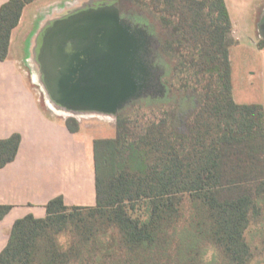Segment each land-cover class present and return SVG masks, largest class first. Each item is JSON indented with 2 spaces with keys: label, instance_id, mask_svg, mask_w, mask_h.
I'll return each mask as SVG.
<instances>
[{
  "label": "trees",
  "instance_id": "16d2710c",
  "mask_svg": "<svg viewBox=\"0 0 264 264\" xmlns=\"http://www.w3.org/2000/svg\"><path fill=\"white\" fill-rule=\"evenodd\" d=\"M34 1L1 5L0 61ZM120 3L149 10L172 29L174 73L197 105L180 128L165 116L130 133L118 119L116 136L94 140L96 204L69 206L58 195L44 217L18 218L0 264H201L208 245L220 264H252L247 231L264 216V106L234 98L235 41L226 1ZM67 126L79 130L74 119ZM20 143V133L0 137V169L16 158ZM11 208L0 204V220ZM61 233L66 246L57 243Z\"/></svg>",
  "mask_w": 264,
  "mask_h": 264
},
{
  "label": "crops",
  "instance_id": "0c3cea01",
  "mask_svg": "<svg viewBox=\"0 0 264 264\" xmlns=\"http://www.w3.org/2000/svg\"><path fill=\"white\" fill-rule=\"evenodd\" d=\"M6 1L0 0V7ZM70 1L75 3V0H35L26 5L19 24L12 30L8 57L4 61H0L1 68L9 73L5 78H0L2 86H4L3 82L7 83L5 89L0 88V137L8 138L14 133L21 135V143L16 158L0 169V204L12 205L11 210L0 220V252L7 245L13 223L18 218L28 214L44 217L46 215L45 205L52 198L58 195L63 196L61 192L56 194L52 192L51 196L48 191L49 179L44 180L43 168L55 166L54 159L50 155L46 156L44 151L42 143L44 137L53 136L57 139V144H60L58 147L68 145L67 148L71 150L77 149V144L66 141L63 137L64 134L79 135L86 141L85 146L82 145L81 148L84 149L85 147L88 156L84 164L81 165L80 176H74L71 164H65L66 171L68 168L70 169L67 173L71 174L72 176H70L75 181L82 178L84 181L82 190H84L83 194H86L87 186L91 188V191L95 187L96 192L94 140L98 137L111 138L117 133V120L113 114H78L76 116L79 121V130L70 131L66 125L68 113L53 108L49 104L47 96L44 95L43 97L40 91L37 99L34 90L28 85L27 76L22 72L23 65L27 64L29 57L34 54V48L44 27L40 26L42 30L35 37H31V33L36 29L41 19L45 18L48 9ZM225 1L232 19L235 37L242 41L245 37L244 31L256 29L257 38L254 35L253 42L262 54L261 73L256 79L259 85H255L252 79L244 85L251 95H257V99L238 101L237 92L239 89L233 79L234 98L239 103H260L264 106V48L258 46L257 31L264 23V9L259 14L258 19L250 26L251 28L247 29L240 23L239 18L232 14L228 0ZM112 3L117 2L113 0ZM41 100L43 101L42 105L40 104ZM55 147H48L49 152L57 151L58 148ZM31 151H36V156L31 162H24V154H30ZM75 188L72 186L71 189L75 190ZM64 202L66 205L75 206L66 202V198H64ZM95 204L96 199L91 205L81 204L77 206H93Z\"/></svg>",
  "mask_w": 264,
  "mask_h": 264
},
{
  "label": "rangeland",
  "instance_id": "374dc122",
  "mask_svg": "<svg viewBox=\"0 0 264 264\" xmlns=\"http://www.w3.org/2000/svg\"><path fill=\"white\" fill-rule=\"evenodd\" d=\"M109 0L108 2H112ZM118 0L117 2H119ZM230 3V9L234 16L239 18L240 23L248 28L258 19L259 14L264 9V0H228ZM122 7V5H121ZM126 18L133 25L145 23L147 28L152 33L150 42H153L151 51L148 52L151 65L155 68L159 67L158 70L149 69L146 64L145 67L149 71L147 76L148 83L145 87L141 88L140 94H134L132 91L125 99L121 102H129L125 108L120 111L119 123L123 125L130 133H133L137 128L143 127L148 120H156L165 116L175 118V125L183 127L180 119L189 114L197 105V101L193 93L182 90L179 87V83L174 73V68L177 64V55L171 51L167 40H173L171 36L172 29L165 27L163 22L157 18V16L149 10H140L133 7L131 4L124 3L122 7ZM245 32L244 40H238L234 33L233 39L234 45L231 47V61L233 67V79L238 85L237 100L238 101H252L257 99V95H251L248 89L245 88V84L248 80L252 79L255 85H259L257 77L261 73V58L262 54L254 44V35L257 38L256 29H250ZM239 35V34H237ZM160 42V48L156 49V42ZM176 44L174 43V46ZM22 72L27 76L28 85L34 90L36 98L39 97V91H41L40 84L34 82L32 75L34 76L37 71L25 64L22 67ZM168 73V74H167ZM9 74L7 70L2 69L0 66V78H5ZM253 77V78H251ZM134 82V81H133ZM6 82L0 83V88L5 89ZM1 90V89H0ZM164 90V91H163ZM166 90V91H165ZM164 93V94H162ZM3 96V95H2ZM40 104H43L41 100ZM168 113V115H167ZM174 115V116H173ZM63 137L66 141H71L77 144V149L71 150L67 148L68 145L57 144V139L53 136L44 137L42 140L43 148L46 156L50 155L55 161V166L43 168L44 180L49 179L48 191L52 196L53 194L61 192L66 198V202L72 205H91L95 202L96 192L95 187L91 191V188L87 186L86 194L82 190V178H78L76 181L71 177L72 175L67 173L65 164L69 163L72 166V173L74 176H80L82 172L81 165L87 159V152L81 148L85 146V140L82 136H70L64 134ZM100 137L96 138L99 139ZM103 138V137H102ZM58 148L55 152H49L48 147ZM91 146V144H90ZM88 148V147H86ZM36 151H31L30 154H24L25 161L31 162ZM55 155V156H54ZM73 157V158H71ZM71 175V176H70ZM73 176V177H74ZM72 186L76 187L75 190L71 189ZM187 216L189 212L184 211ZM247 238L250 241L254 253L255 259L252 264H264V216L260 220L251 224L247 231ZM196 239V238H195ZM206 245V244H204ZM199 261L203 264L201 256L203 250L207 246H202ZM221 257L216 251V255L213 257L211 264H220Z\"/></svg>",
  "mask_w": 264,
  "mask_h": 264
},
{
  "label": "flooded vegetation",
  "instance_id": "af4514ba",
  "mask_svg": "<svg viewBox=\"0 0 264 264\" xmlns=\"http://www.w3.org/2000/svg\"><path fill=\"white\" fill-rule=\"evenodd\" d=\"M109 0H75V3L64 2L62 5H55L48 9L45 18L43 17L31 33L32 36L39 35L34 54L27 61V65L37 71L33 76V81L38 82L41 88V94L46 95L49 104L60 111L68 113L67 121L74 119L78 124V114H113L117 120L120 111L125 108L129 102H118L114 107H105L93 105L77 99L78 95L76 84L81 77L88 73L87 67L82 61L87 62V55L82 53L80 48L73 49V54L80 53L78 60L70 59L71 53L70 41H65L69 36L70 29H111L100 25H85L86 23L97 22L106 18L118 19L124 27L128 29L132 41L135 44V51L132 56L125 62L124 70L134 81L133 92L140 94L141 88L147 85V71L149 69L158 70L159 67L151 65L148 52L151 51L153 37L150 29L145 23L133 25L128 21L121 7L120 1L117 3L108 2ZM49 18V19H47ZM47 21L42 24V22ZM118 29V28H115ZM258 31V46L264 42V23ZM34 34V35H33ZM33 37V38H34ZM160 42H156V49L160 48ZM58 57V59H56ZM168 74V73H167ZM164 91V90H163ZM166 91V90H165ZM164 94V93H162Z\"/></svg>",
  "mask_w": 264,
  "mask_h": 264
},
{
  "label": "water",
  "instance_id": "95a60500",
  "mask_svg": "<svg viewBox=\"0 0 264 264\" xmlns=\"http://www.w3.org/2000/svg\"><path fill=\"white\" fill-rule=\"evenodd\" d=\"M87 24H102L111 29L69 30L65 41H70V59L80 57L79 52L73 54L76 48H80L88 59L82 61L89 70L87 75L75 83L76 98L93 105L114 107L133 91L134 82L124 66L135 51V44L128 29H121L124 26L118 19L106 18Z\"/></svg>",
  "mask_w": 264,
  "mask_h": 264
},
{
  "label": "clouds",
  "instance_id": "9594fccd",
  "mask_svg": "<svg viewBox=\"0 0 264 264\" xmlns=\"http://www.w3.org/2000/svg\"><path fill=\"white\" fill-rule=\"evenodd\" d=\"M57 243L61 246H66L68 242V237L64 234L61 233L57 235L56 237ZM216 255V249L213 245H208L202 253L201 260L203 264H211V261L213 257Z\"/></svg>",
  "mask_w": 264,
  "mask_h": 264
}]
</instances>
